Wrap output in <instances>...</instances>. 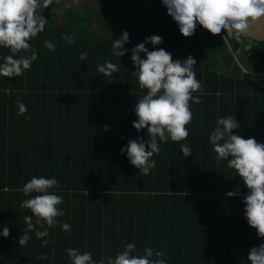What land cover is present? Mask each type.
Returning a JSON list of instances; mask_svg holds the SVG:
<instances>
[{
  "label": "trees",
  "instance_id": "1",
  "mask_svg": "<svg viewBox=\"0 0 264 264\" xmlns=\"http://www.w3.org/2000/svg\"><path fill=\"white\" fill-rule=\"evenodd\" d=\"M135 1L65 6L59 16L52 3L42 14L44 30L29 41L38 52L31 69L20 77H0V264H71L68 248L107 264L127 243L136 245L132 255H143L146 247L162 251L167 264H250L249 250L264 244L245 218L247 188L226 160L217 161L209 141L217 119L233 115L239 124L233 134L264 143V77L252 80L264 73V41L241 37V43L199 25L184 37L167 8L162 16L133 12ZM123 30L129 33L128 51L118 57L112 43ZM65 34L74 35L75 43L63 39ZM151 35L163 42L146 44L149 51L164 48L173 60L195 59L202 87L193 93L201 102H190L194 117L187 140L161 142L152 157L155 167L145 176L120 149L130 139H148L147 129L138 132L132 125L135 105L147 89L132 75L131 49ZM45 41L54 43L55 51L44 47ZM81 52L87 53L85 61ZM237 52L240 62L251 57L242 76L233 72ZM7 55L9 49L0 48V57ZM30 55L21 51L15 58ZM105 61L119 72L99 73ZM17 98L27 107L24 115H17ZM181 143L190 146L191 155L183 156ZM33 176L58 180L49 191L63 198L59 207L65 215L56 218L48 236L38 239L31 231L20 246L24 216L32 213L19 202L35 193L25 196L19 189ZM229 190L234 194L226 195ZM63 223L71 230L63 231ZM44 254L48 259L40 258Z\"/></svg>",
  "mask_w": 264,
  "mask_h": 264
},
{
  "label": "clouds",
  "instance_id": "2",
  "mask_svg": "<svg viewBox=\"0 0 264 264\" xmlns=\"http://www.w3.org/2000/svg\"><path fill=\"white\" fill-rule=\"evenodd\" d=\"M167 12L177 23L180 33L184 37L194 34L197 25L202 26L212 35L226 32L227 36L235 37L241 43V37L248 36L250 26L264 17V0H161ZM53 0H0V48L9 49L11 55L0 57V77H20L26 70H30L32 62L38 57V52L32 49L29 43L44 30L47 19L37 15L38 9H45ZM68 43H75V36H62ZM129 42V33L122 31L120 38L112 43L113 54L122 57L127 53L124 45ZM163 42L159 35H151L144 42L135 45L132 49L131 60L135 66L132 75L138 78L139 87L147 89L135 105L137 119L132 121L133 127L139 132L147 129L148 139L143 137L130 139L126 146L120 149L126 153L132 166L147 176L155 167L154 154H159L161 142L167 143L187 140L189 125L194 117L190 102L200 103L199 97L193 93L201 90V82L196 78L194 71L195 59L189 55L185 60H173L171 53L164 48L149 51L146 44L158 45ZM44 47L55 51V44L45 41ZM247 47H251L249 43ZM117 49H120L119 51ZM21 51H31L30 56L15 58ZM231 51V48H228ZM145 54L141 58L140 53ZM86 52H81L79 59L85 61ZM97 71L104 76L111 77L119 72V67L105 61L98 66ZM19 111L17 115H24L27 107L17 98ZM30 119V117L28 118ZM216 127L209 136L210 144L216 153L217 161H227V167L234 169L247 193L244 196L245 218L250 227L256 229L258 237L264 238V143L255 138H243L233 134L239 124L233 115L220 117ZM107 131V125H105ZM180 150L183 156L191 155L188 144L181 143ZM59 186L55 177L45 178L33 176L19 191L25 196L35 193L28 199L19 202V206L31 211L32 215L24 216L27 224L18 238L20 246H26L30 239L29 232L35 231L36 237L42 239L49 235L48 229L58 223L57 217L65 215L59 207L63 198L50 189ZM7 190V189H5ZM230 194V193H229ZM35 217V223H33ZM46 224L47 228H43ZM37 226L43 228L38 230ZM62 230L68 232L71 226L68 223L61 225ZM3 237L10 235L8 227L3 228ZM48 240H43L47 246ZM136 248L134 243H127L124 250L116 256L108 257L107 264H167L162 251H153L146 247L143 255H132ZM54 251V250H53ZM71 264H97L90 252L81 253L76 248L66 249ZM156 259H153V257ZM42 259H48L44 254ZM250 264H264V244L252 247L247 256ZM99 264H105L104 260Z\"/></svg>",
  "mask_w": 264,
  "mask_h": 264
},
{
  "label": "rangeland",
  "instance_id": "3",
  "mask_svg": "<svg viewBox=\"0 0 264 264\" xmlns=\"http://www.w3.org/2000/svg\"><path fill=\"white\" fill-rule=\"evenodd\" d=\"M105 1L108 0H53V3L58 5L57 15L59 16L61 10L65 6H82L84 4L90 3L93 8L98 7L99 5L103 4ZM133 4L132 10L144 14L155 15V16H162L166 7L163 5L161 0H136ZM131 4V5H132ZM44 9H38L37 15L43 14ZM198 27V25H197ZM196 27V29H197ZM91 28L98 30L94 23H91ZM195 29V31H196ZM241 52L235 53V71L233 72L238 76H242L251 65V57L247 56L240 62ZM237 67V68H236ZM264 77V73L261 74H254L252 75V80L259 81Z\"/></svg>",
  "mask_w": 264,
  "mask_h": 264
},
{
  "label": "water",
  "instance_id": "4",
  "mask_svg": "<svg viewBox=\"0 0 264 264\" xmlns=\"http://www.w3.org/2000/svg\"><path fill=\"white\" fill-rule=\"evenodd\" d=\"M246 35L248 36H244V37H250L256 40L264 41V17H262L252 26H250Z\"/></svg>",
  "mask_w": 264,
  "mask_h": 264
},
{
  "label": "crops",
  "instance_id": "5",
  "mask_svg": "<svg viewBox=\"0 0 264 264\" xmlns=\"http://www.w3.org/2000/svg\"><path fill=\"white\" fill-rule=\"evenodd\" d=\"M84 5H86V4H84ZM84 5H82V6H75V7H83ZM72 7H74V6H72ZM132 8H133V4L130 6V9H131V11L136 12V11L132 10Z\"/></svg>",
  "mask_w": 264,
  "mask_h": 264
},
{
  "label": "built area",
  "instance_id": "6",
  "mask_svg": "<svg viewBox=\"0 0 264 264\" xmlns=\"http://www.w3.org/2000/svg\"><path fill=\"white\" fill-rule=\"evenodd\" d=\"M230 193V194H229ZM226 195H233L234 193L232 192V191H227L226 193H225Z\"/></svg>",
  "mask_w": 264,
  "mask_h": 264
}]
</instances>
